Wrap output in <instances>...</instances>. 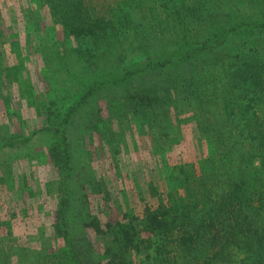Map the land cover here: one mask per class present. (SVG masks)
Returning <instances> with one entry per match:
<instances>
[{"label":"trees","instance_id":"trees-1","mask_svg":"<svg viewBox=\"0 0 264 264\" xmlns=\"http://www.w3.org/2000/svg\"><path fill=\"white\" fill-rule=\"evenodd\" d=\"M18 5L26 41L39 40V55L49 48L45 37L69 55L65 43L59 45L61 31L75 41L73 54L110 68L85 85L67 112L49 113L40 104L46 125L60 131L58 142L44 151L57 170L45 185L57 197L52 236L42 232L44 240L35 247L4 241L12 233L6 230L0 264H11L12 254L19 264H264V0H18ZM3 18L0 8V37L6 33ZM21 56L13 67L26 66ZM102 92L110 103L128 94L121 114L135 106L148 110L153 125L163 124L168 144L183 141V124L195 121L200 130L198 160L163 167L168 204L147 207L141 229L134 213L103 224L93 211L91 196L101 201L108 190L70 134L73 113ZM188 111L194 112L191 119L182 115ZM16 179H10L13 186ZM17 180L20 186L29 182L25 176ZM97 236L107 240L101 248Z\"/></svg>","mask_w":264,"mask_h":264},{"label":"rangeland","instance_id":"rangeland-1","mask_svg":"<svg viewBox=\"0 0 264 264\" xmlns=\"http://www.w3.org/2000/svg\"><path fill=\"white\" fill-rule=\"evenodd\" d=\"M0 8L6 29L0 37V214L3 221L0 238L7 230L12 233L4 241L13 239L36 247L44 240L42 232L52 236L56 218V193L49 194L45 185L56 177L57 170L49 153L45 156L44 151L60 138L59 126L46 125L40 104L44 101L49 113L67 112L84 94L85 85L101 73H107L110 66L99 69L81 55L73 54L75 41L64 37L61 31L59 45L65 43L69 55L60 53L48 37L44 38L50 44L47 56L39 55L36 48L39 40L33 36L26 41L25 19L18 0H1ZM22 54H25L26 66L13 67L23 58ZM151 76L153 80L158 79L155 73ZM211 88L216 89L214 85ZM105 92L82 102L73 113L70 134L75 138V147H84L85 163L94 165L97 177L108 190V197L102 195L105 198H99L101 201L99 196H91L93 211L103 224L115 222L127 211L134 213L141 229V218L147 207L168 204L169 191L166 193L167 187L161 178L163 167L198 160L203 150L198 140L200 130L195 121L183 124V141L176 144L174 139L168 144L163 124L153 122V125L148 110L143 113L139 106H135L138 111L129 107L123 115L121 111L128 94L110 103ZM188 98L185 101L191 102L192 97ZM193 113L188 111L182 115L191 119ZM161 117L153 116L156 121H161ZM23 176L29 182L20 186L17 179ZM11 177L17 178L14 186ZM151 184L157 191L151 190ZM174 233L178 235V231ZM106 241L97 236L95 242L101 248ZM177 255L181 260L179 251ZM11 260V264H19L17 255L12 254Z\"/></svg>","mask_w":264,"mask_h":264}]
</instances>
